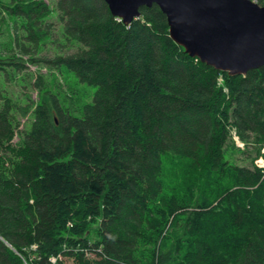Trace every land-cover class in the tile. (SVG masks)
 I'll list each match as a JSON object with an SVG mask.
<instances>
[{
  "label": "trees",
  "instance_id": "trees-1",
  "mask_svg": "<svg viewBox=\"0 0 264 264\" xmlns=\"http://www.w3.org/2000/svg\"><path fill=\"white\" fill-rule=\"evenodd\" d=\"M2 32L0 264H264V66L191 57L156 4L0 1Z\"/></svg>",
  "mask_w": 264,
  "mask_h": 264
},
{
  "label": "water",
  "instance_id": "water-1",
  "mask_svg": "<svg viewBox=\"0 0 264 264\" xmlns=\"http://www.w3.org/2000/svg\"><path fill=\"white\" fill-rule=\"evenodd\" d=\"M130 24L140 8L158 5L171 38L191 57L229 76L264 66V5L252 0H104Z\"/></svg>",
  "mask_w": 264,
  "mask_h": 264
},
{
  "label": "rangeland",
  "instance_id": "rangeland-1",
  "mask_svg": "<svg viewBox=\"0 0 264 264\" xmlns=\"http://www.w3.org/2000/svg\"><path fill=\"white\" fill-rule=\"evenodd\" d=\"M0 1L1 2H7L8 0H0ZM6 19H7V23H9L10 25L15 20V18L12 15L7 16ZM4 29H5V26L2 27L1 31H4ZM54 30L55 31L57 30L56 33H55L56 35L53 36V37H51V38H49L46 41L47 46L44 47V51L42 52L43 54H46V55H55V54H59V53H64L63 52V49L64 48H62V45H63L62 44L63 43V37L59 33L60 32V26H57V29L54 28ZM5 35L6 34H3V32H2V34H0V41L7 40V36H5ZM73 51H75V50H68L67 52L65 51V53L73 52ZM29 57H30V55H24L23 56V59L25 60L24 61V65L26 66V68L23 69L24 72H26V73L28 72L29 73L31 71H38V70H40V72L47 73L46 72V67L38 66V68H37V65H34V64L28 62L27 59H29ZM19 76H22V73H19ZM17 81H19V80H17ZM13 83H14V85H16V87L18 89H20L21 86L19 84H17L15 81ZM33 97L36 98V94L35 93H33ZM236 146H238V145L236 144ZM239 148L242 149L240 151H244L245 146H244V148H241V147H239ZM248 149H250V148H248ZM253 154H254L253 152H252L251 155H249V154H243V153H238V155H237V158H238L237 159V162L239 164L251 166L252 165L251 164V159H252L251 157H252ZM260 156H263V155H260ZM260 156H258L257 158H259ZM256 159L254 160V164L255 165H256V163H255ZM67 264H68V262H67Z\"/></svg>",
  "mask_w": 264,
  "mask_h": 264
},
{
  "label": "built area",
  "instance_id": "built-area-1",
  "mask_svg": "<svg viewBox=\"0 0 264 264\" xmlns=\"http://www.w3.org/2000/svg\"><path fill=\"white\" fill-rule=\"evenodd\" d=\"M252 1L255 2V3H257V4H259V5H261V3L264 2V0H252ZM233 138H234L235 143H236L239 147L244 148L245 143L239 138V136H238L235 132H233ZM263 151H264V150H263ZM255 163H256V165H257L259 168H262V169L264 170V158H263V157H259V158H257L256 161H255ZM35 247H36V246H34V248H35ZM51 261H52V263H55L56 258L53 257V258L51 259Z\"/></svg>",
  "mask_w": 264,
  "mask_h": 264
},
{
  "label": "bare ground",
  "instance_id": "bare-ground-1",
  "mask_svg": "<svg viewBox=\"0 0 264 264\" xmlns=\"http://www.w3.org/2000/svg\"><path fill=\"white\" fill-rule=\"evenodd\" d=\"M81 81V80H80ZM263 150H264V148H263ZM264 152V151H263ZM260 157H263L264 158V156H260ZM257 166V165H256ZM258 167V166H257ZM33 250V249H32ZM31 251V250H30ZM32 257V256H31ZM30 262V261H29Z\"/></svg>",
  "mask_w": 264,
  "mask_h": 264
}]
</instances>
